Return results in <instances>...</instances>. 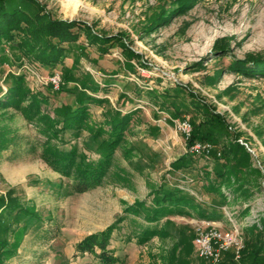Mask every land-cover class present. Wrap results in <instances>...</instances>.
Returning <instances> with one entry per match:
<instances>
[{
  "label": "rangeland",
  "instance_id": "obj_1",
  "mask_svg": "<svg viewBox=\"0 0 264 264\" xmlns=\"http://www.w3.org/2000/svg\"><path fill=\"white\" fill-rule=\"evenodd\" d=\"M180 2L10 1L7 9L17 8L21 27L38 33L30 38L28 30H15L0 41V100L16 86L43 101L40 113L30 100L0 106V242L19 243L3 264H98L92 254L76 255L75 246L120 217L126 219L108 246L116 264H252L247 255L259 249L255 264H264V191L256 177L264 163V74L251 71V61L264 58V0H194L186 8ZM47 17L74 24L70 30L78 35L58 44L61 56L51 64L39 56ZM55 75L57 88L48 82ZM85 95L97 101L87 102L79 130L49 138L45 115L55 119L58 107L75 106ZM115 112L132 116L106 177L86 192H71L73 180L46 160L51 147L74 146L99 159ZM183 121L191 124L189 135ZM192 126L200 136L190 145ZM198 143L211 150L197 151ZM235 159L244 163L242 176L231 164L224 168ZM238 177L249 186L240 195L228 186ZM207 183L213 195L203 193ZM169 189L187 192L192 205L221 219L200 221L186 206L183 214L163 217L149 241H129L148 224L146 209ZM234 225L244 258L232 249L218 262L197 255L198 231Z\"/></svg>",
  "mask_w": 264,
  "mask_h": 264
},
{
  "label": "trees",
  "instance_id": "obj_2",
  "mask_svg": "<svg viewBox=\"0 0 264 264\" xmlns=\"http://www.w3.org/2000/svg\"><path fill=\"white\" fill-rule=\"evenodd\" d=\"M12 0H0V41L10 40L12 37V32L15 30L27 31L29 37H34L38 32L35 31V27L28 26L25 28L21 27L22 20H18L20 12L17 8L12 7L10 10L7 9L8 4ZM179 8H186L189 2L194 0H179ZM46 19V20H45ZM42 21V42L43 47L39 51L40 60L44 64H51L58 59L61 54L59 53L62 47L58 44H63L65 42H71L78 39V35L72 32L70 29L74 26L72 23L66 22H56L51 21L49 18H45ZM160 21L166 20V17H160L157 19ZM33 27V28H32ZM46 37L53 38L57 40V44H54L52 40H47ZM35 38V37H34ZM45 41V42H44ZM104 42H111V39H105ZM253 69L251 71L264 74V58H259L257 60H252ZM20 87H14L9 90L8 96L4 101L0 100V106L6 107L8 105L19 106L25 100H30L29 106H36L38 113L41 112L40 104L42 99L38 96H31L25 91H21ZM92 101H97L95 98L85 95L78 101L75 106H70L63 104L56 109L55 119H51L47 115L45 118L47 120V130L49 138L61 139V137L68 130H79V128L84 124L88 116V103ZM132 113L121 114L115 112L114 119L107 122L109 125V130L106 132V139L102 140L97 149L99 154V159L90 160L84 154H80L78 149L74 146L69 149L64 147H59L53 145L49 154L47 155L48 164L63 174L64 176L72 179L71 192L83 193L102 184L104 177H106L110 164L113 157V150L118 142L123 139L126 127L131 120ZM200 129L199 127L192 126V135L189 139L190 145L199 142ZM208 138V136H205ZM210 139V138H209ZM242 156L247 155V151H244ZM158 204L156 207L148 210L146 209L145 217L147 220V225L142 226L134 231L133 237L129 238V241L135 238L138 244H144L158 234L160 221L164 217L173 216L177 214H183L187 212L190 206L193 209H197L195 205L191 203V197L187 192L180 189H169L162 191L159 195ZM190 204V205H189ZM130 208L126 210L130 212ZM126 217H120L115 223L107 227L105 230L97 233L90 234L79 241L75 246L76 255L92 254L97 260L98 264H116L119 262L117 256L109 250L108 246L110 244V238L116 230L119 223L123 222ZM18 242L9 244L7 241L0 242V264H3L6 260H9L16 254ZM246 245L241 251L240 259L244 258ZM261 252L259 250H252L248 253L247 259H250L252 264H255L257 254ZM233 257L234 253L231 252Z\"/></svg>",
  "mask_w": 264,
  "mask_h": 264
},
{
  "label": "built area",
  "instance_id": "obj_3",
  "mask_svg": "<svg viewBox=\"0 0 264 264\" xmlns=\"http://www.w3.org/2000/svg\"><path fill=\"white\" fill-rule=\"evenodd\" d=\"M48 82L57 88L61 83V78L59 75H55L50 78ZM180 128L186 135H189L191 132V124L188 121H183L180 124ZM201 148L206 152L211 150V146L206 144L202 145L198 143L194 147L197 151ZM212 224L214 225V223ZM241 235L242 233L240 227H237L236 225H234L231 231H224L215 228H211L206 231H198L194 238V246L197 255L201 258L218 262L223 254H225L229 249H232L234 257L239 258L241 251L244 248Z\"/></svg>",
  "mask_w": 264,
  "mask_h": 264
},
{
  "label": "crops",
  "instance_id": "obj_4",
  "mask_svg": "<svg viewBox=\"0 0 264 264\" xmlns=\"http://www.w3.org/2000/svg\"><path fill=\"white\" fill-rule=\"evenodd\" d=\"M233 160V159H232ZM236 160V159H235ZM231 164V166H233V167H235L236 169H238V170H240V172H238V176L239 175H241L242 176V173H243V169L245 168V166H244V163H242L241 161L240 162H238V160H236L235 162H230L229 161V164H228V162L226 163V165H225V167L224 168H229V165ZM263 165V169L262 168H260V170L261 171H259L260 173L258 174V175H256V177H258L259 175H260V177L259 178H257V182H259L260 183V187H261V190L262 191H264V172H263V170H264V163H262ZM219 167H220V165H218ZM230 166V167H231ZM216 169V171H217V174L219 173V172H221L220 174H222L223 172H225L226 171V169H221V168H215ZM210 176H211V174H209ZM209 175H208V177L206 178H203V179H206L205 181L206 182H209ZM232 183L231 184H229L228 186H231L232 185V189H233V191L235 192V194L236 195H240L241 193H243V190H245L246 188H248L249 186L247 185L248 184V182H243V180L242 179H240L239 177L238 178H236V179H234V178H232ZM221 185H222V183H220ZM258 184V183H257ZM210 183H207L206 185H203L207 190L205 191L204 190V192L203 193H205V194H211V195H213V193H212V187H210ZM227 186V185H226ZM258 186V185H257ZM208 187H210L209 189H208ZM208 191H211V192H209V193H206V192H208ZM206 196V195H205ZM196 210V212L199 214L198 216V218L200 219V221H203V220H219V218L221 219V215H219V213H215V211H212L211 212V209H203L202 207H198L197 209H195ZM263 221H264V217H262L261 218ZM264 228V227H263ZM132 237H133V233H132V235H131ZM133 240H132V242H134L136 245H139L137 242H136V240H135V238H132Z\"/></svg>",
  "mask_w": 264,
  "mask_h": 264
}]
</instances>
